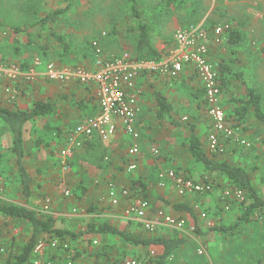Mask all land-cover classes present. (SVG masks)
<instances>
[{
  "label": "crops",
  "instance_id": "crops-1",
  "mask_svg": "<svg viewBox=\"0 0 264 264\" xmlns=\"http://www.w3.org/2000/svg\"><path fill=\"white\" fill-rule=\"evenodd\" d=\"M200 26L205 27V24ZM18 38V34H15L14 43L19 45ZM151 40L159 51L168 47L159 45V41L155 43L152 37ZM226 40L224 39L225 43ZM108 46L105 44L102 49L104 56L108 58L125 53L114 52L108 49ZM208 46L212 64L214 65V62L218 66L225 64L233 75V65L238 62L237 57H230L227 48L222 44L208 41ZM83 56L87 57L86 54ZM48 57L42 61L48 63L51 55ZM34 60H26L23 63L30 66ZM7 61L21 67L23 64L19 61ZM93 61L80 58L71 64L68 59L64 60L62 55L50 62L60 68L92 69ZM43 69L40 67L39 70ZM230 79L229 95L226 94L228 89L222 90V105L226 113H233L239 107L240 103L237 100L240 99H237L236 90L241 88V83L245 87L247 85L240 80V85L237 86V83H232L235 79ZM137 86V101L140 107L137 126L141 135L139 141L141 153L135 158L128 155L132 138L125 133L121 121L118 120V131L110 142L101 141L97 135L83 139L81 146L73 151L68 160L70 169L65 170L60 152L66 149L67 139L78 124L96 115L98 111L94 88L74 81L50 82L39 75L34 82L17 83L15 86L17 97L10 102L3 84L1 85L0 103L10 110L29 111L40 101L56 105L53 114L33 119L24 127L23 163L31 180V195L28 199L23 195L27 204L20 207L49 222L53 230L83 235L76 240L67 237L64 241L51 235H43L41 239L56 241L59 245L58 249H48L44 258L62 261L74 259L75 264H120L128 258H141L149 264H157L156 258H152L150 253L155 252L156 256L160 257L164 253L161 246H131L118 235L86 233L90 226L98 227L108 223L140 239H182L184 243L171 257V264H260L264 257V228H257L259 223L253 222L232 230L231 227L238 222L241 211L238 205H232L231 209L225 212L218 210L223 207L220 186L215 187L209 194L180 195L175 182L165 175L169 171H174L195 182L203 175H209V179L216 177L219 179L217 184L226 183L221 175L206 173L203 164L192 158L189 141L194 129L195 135L201 141L203 152L215 161L245 167L255 189L264 200V124L252 120L251 116L240 121L235 117L231 118L236 120L234 121L236 136L249 140L253 145L251 148H243L236 140H231L225 154H213L208 144L212 121L206 110L203 84L193 67H185L177 79L144 74ZM31 95L32 99L29 98ZM159 96L166 99L172 111L161 113ZM242 96L239 98L244 99L245 95ZM183 115L189 117L188 123L184 122L187 121L185 118L187 116ZM46 129H50L52 134L46 132ZM6 136L8 135L0 138ZM8 140L11 150L10 136ZM153 148L159 151L158 158H154ZM11 155L14 157L12 152ZM131 164H137V169L133 172L128 171ZM14 165L20 179L15 158ZM8 169L3 170L7 177L14 172L10 167ZM1 180L4 183L5 178L1 177ZM134 181L142 184L149 199L146 220L158 222L159 215L163 212L173 217L184 218L190 224L197 223L201 233L177 231L165 225H157L155 231H147L133 212L136 206V197H133L134 192L131 193ZM110 186H115L118 191L129 190L130 196L124 198L119 193V203L114 205L109 197ZM67 191L70 192L69 196L65 194ZM47 200H50V203H47ZM180 204L188 205L194 210L200 209V212L208 215L207 219H202L199 214L196 222L192 216L175 209V206ZM18 221L17 227L6 228L9 232L0 228V243L7 249L8 255H21L33 235V226L30 222ZM20 221H23L22 224ZM262 224L264 225V222ZM220 226L222 228L218 231ZM10 233L13 237H10ZM63 242L67 250L60 247ZM199 251L203 253L199 254ZM32 253L30 261L34 264L36 255L34 251Z\"/></svg>",
  "mask_w": 264,
  "mask_h": 264
},
{
  "label": "rangeland",
  "instance_id": "rangeland-1",
  "mask_svg": "<svg viewBox=\"0 0 264 264\" xmlns=\"http://www.w3.org/2000/svg\"><path fill=\"white\" fill-rule=\"evenodd\" d=\"M139 2L141 16L149 23L150 35L155 43L159 41V45L172 44L180 27L190 28L215 23L216 26L229 25L237 28L241 34L240 44L234 47L227 38L222 46L227 48L230 57H237L238 62L234 63L235 72L232 70V74L242 75L241 81L247 83L246 87L253 88L262 95L264 109V0H187L185 3L188 4V9L185 8V11L183 7H179V3L168 5L167 0ZM68 3H72L70 11L50 26L52 32L65 36L71 45L69 55H65L64 60L68 59L73 64L76 59L83 58L88 49L92 51L91 42L103 32L107 33L103 46L106 43L109 45L108 49L120 53L134 51L138 34L128 31V28L137 24L131 17L130 0H0V58L19 63L36 58L45 60V50L48 51L47 56L51 55V59L62 57V49L54 37L55 34H52L49 27L38 22L58 9L66 8ZM14 29H21L18 33L19 45L14 43ZM114 29H117V36L111 35ZM95 57L92 51L89 59ZM215 64L216 62L214 66L217 69L218 65ZM232 81L237 86L241 82L236 79ZM246 87L241 83V88L236 90L237 99H242ZM229 91L230 88L226 94L229 95ZM240 96L242 97L239 98ZM29 98L32 99V95ZM187 117V121H184L186 123L189 120ZM252 120L257 121L255 117ZM45 131L51 133L50 129ZM10 151L8 136L0 138V206L27 204L24 202L21 181L18 179L14 157ZM154 158L158 156L154 155ZM8 167L14 172L7 177L3 170ZM1 177L5 178L4 183ZM263 222L264 215L254 224L259 223L257 228H264ZM18 225L19 221L16 219L0 216L2 230L10 226L13 229ZM9 235L13 237L12 233Z\"/></svg>",
  "mask_w": 264,
  "mask_h": 264
},
{
  "label": "built area",
  "instance_id": "built-area-1",
  "mask_svg": "<svg viewBox=\"0 0 264 264\" xmlns=\"http://www.w3.org/2000/svg\"><path fill=\"white\" fill-rule=\"evenodd\" d=\"M228 26H216L212 31L204 26L181 28L175 36L171 47L163 49V58L136 59L131 53L125 52L118 57L108 58L102 55V47L98 41H94L93 47L96 59L93 61L92 69L83 67H57L55 63H44L42 59L36 58L26 71L17 64H6L0 60V87L7 94L12 102L17 97L15 86L22 81L34 82L41 75L50 82L70 83L78 82L82 85L94 88L95 100L98 111L96 115L88 117L84 122L78 124L72 134L67 139L66 149L60 152L64 160V169H70L69 158L73 151L81 146L82 140L97 135L101 141L110 142L116 135L121 121L125 133L132 138L128 155L135 158L141 153L140 133L138 130V116L140 107L137 101L138 82L144 74L159 77L177 79L180 77L185 67H193L201 79L205 92L207 104V114L212 121V129L208 134V144L210 152L213 154H225L227 142L236 140L241 146L251 148L252 143L246 139L236 136L233 125L227 120L226 112L222 105V89L218 82L217 69L209 59L208 41L215 44H222ZM106 36V33H102ZM40 67L44 68L40 71ZM186 120V119H185ZM154 155H158L156 148L152 149ZM137 169V164L129 165V172ZM166 177L171 178L178 189L180 195L187 193H209L214 190V184H197L194 180L178 175L174 171H169ZM164 178V176H161ZM1 190V189H0ZM119 193L124 198L130 196L129 190H121L115 186H110L109 197L114 205L119 203ZM66 196L70 195L67 191ZM222 200L243 201L244 193L239 189H224ZM50 203V200L46 201ZM133 212L139 223L147 231H155L157 225H165L177 231H187L195 233L197 228L184 218H177L163 212L159 215V221L146 220L149 204L146 201L136 200ZM229 207L226 206V210ZM207 214H201L202 219H207ZM56 241L40 239L35 245L34 254L36 259L34 264H75L72 259L65 261L44 258L48 249H58ZM199 251V254H202ZM151 257L156 256L151 252ZM46 257V256H45ZM8 251L0 243V264L7 262ZM121 264H149L141 258H128Z\"/></svg>",
  "mask_w": 264,
  "mask_h": 264
},
{
  "label": "trees",
  "instance_id": "trees-1",
  "mask_svg": "<svg viewBox=\"0 0 264 264\" xmlns=\"http://www.w3.org/2000/svg\"><path fill=\"white\" fill-rule=\"evenodd\" d=\"M130 1L132 3L131 17L136 20L137 24L135 27L131 26L130 28H128V31H130L131 33L135 31L138 34V37H137V42L133 46L134 51L132 52L129 51V53H131L136 59L159 60L163 58L164 52L159 51L157 46H155L153 41L151 40L149 23L145 21L141 16L139 10L140 0H130ZM186 1L187 0H167V4L171 5L174 3H179V7L180 6L181 8L183 7L184 10L185 8L188 9V4L185 3ZM70 2H72V0H70ZM71 7H72V3H68L66 8L58 9L54 13L46 15L38 22V24L40 23L44 27L45 26L49 27L48 29H50L52 32L50 26L52 24H55L56 21H59V19H61L63 15L69 12ZM194 11L195 10H193L192 12L194 13ZM226 26H228L229 28L226 31L224 39H227L228 37L229 43L235 47L238 44H240L241 41L240 31L235 27H230L229 25ZM215 27H216L215 23L214 24L209 23V24H205L204 28L212 31ZM20 30L21 29H14V33L18 34ZM52 34H55L54 37L61 46L62 49L61 54L63 56L69 55L68 51L71 48V45L67 42L65 36L63 35L61 36L59 34H56L55 32H52ZM112 34L114 35L118 34L117 29H114L111 35ZM105 40L106 37L105 36L102 37V35L100 34L99 38L95 39L94 41H98L103 49L102 45ZM94 41L91 42L90 46L92 48L93 53L95 54L93 47ZM172 44H169L168 47H171ZM92 51L91 49H88L86 52L87 57L83 56V59H89ZM44 53H45L44 58L47 59L48 51L45 50ZM102 55L104 56L103 50H102ZM95 59L96 57L93 60ZM0 60L6 64H10L7 60L1 58ZM50 61H52V59L48 60V62ZM22 67L24 70L27 71L30 66L29 64L23 63ZM217 76H218V82L222 90L224 88H226V90L229 89V85L231 82L230 78L242 80V75L239 74L230 77L231 76L230 70L228 71V68L225 66V64L218 66ZM158 100L161 106V113H168L169 111H172L170 104H168V102L163 96H159ZM237 101L238 103H240L239 107H237L233 113L232 112L226 113L227 120L233 125L234 128L236 126L234 121L244 120L245 118L247 119L250 116L255 117L258 121L264 124V109L262 104L263 97L257 90L247 87L245 91L244 99H240ZM205 103H206V99H205ZM206 110H207V104H206ZM55 111H56L55 104L44 101L35 103L33 109L24 112L10 110L9 108L4 107L0 103V137H3L5 135L11 137V152L15 158V162L20 177L19 180L21 181L22 191L26 199H28L31 195V190H30L31 180L29 178L27 169L24 167V163H23V159L25 156L24 139H23L24 127L29 121L40 117L49 116L53 114ZM233 117H235L236 120H232L231 118ZM228 143L229 141L227 142V145ZM189 151L192 158L195 161L201 162L203 164L204 171L206 173L218 174L225 179L226 181L225 184L223 183L217 184V182L219 181V179L217 180V177L215 179L214 178L209 179L208 178L209 175H203V177L199 180L200 182L196 181V183L197 184L211 183L214 184V189L215 187L219 188L220 186V189H222L220 191V200L222 201L223 207L219 209V211L225 212L230 210L232 205H238V209H240L241 213L238 218V222L231 227L232 230L253 223L259 220L260 218H262V216L264 215V200L260 197L258 191L255 189L252 183V179L249 175V172L245 167L234 165L231 164L230 162H218L212 158H209L203 152L201 141L197 137V135H195L194 129L189 141ZM224 189H239L243 191L245 195L244 200L239 202L238 201H229L227 203L223 202L221 195ZM132 190L131 193L134 192L133 197H136L135 198L136 200L146 201L150 205V203L148 202L149 199L147 198V194L144 192V188L142 187V184L139 181H134V187L132 188ZM196 194L204 195V193H196ZM226 206L229 207L228 210H226ZM175 209L185 212L188 215L192 216L196 222L198 221L199 214L201 217V214L205 213V212H200V209L194 210V208L185 204L176 205ZM0 215L7 218H13L16 220H27L33 226L32 238L29 240L28 244L24 248L23 253L18 256H13L9 254L7 258V262L9 264H32L30 261L32 258L31 256H33L32 252L34 251L36 243L38 242V240L41 239L43 235H51L52 237H56V239L58 238L62 239V241H64L65 238L67 237H70L72 240H76L77 238L83 235V233L77 235L76 233H72V232L53 230L52 228H50L49 222L37 218V216L34 213L30 212L28 209L16 205L0 206ZM194 225L198 230L197 223H195ZM221 226L218 227V231L221 230L220 229L222 228ZM197 230L195 233L198 232L199 234L200 231ZM91 232L96 234L118 235L131 246H139V245L161 246L164 248L163 255H161L160 257L158 256L152 257V258H156L157 264H171L170 263L171 257L174 255L176 251L179 250L180 246L184 243V241L179 238H173V239L152 238L148 240L140 239L138 237L128 234L127 232L120 231L112 227V225L108 223H103L98 227L90 226L89 230L86 233H91ZM64 245L65 243L63 242L62 244H60V247L67 250L68 248H64ZM72 260L74 261V259ZM260 264H264V257L260 260Z\"/></svg>",
  "mask_w": 264,
  "mask_h": 264
}]
</instances>
